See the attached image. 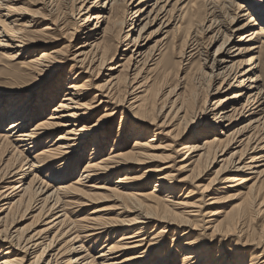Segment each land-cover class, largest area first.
<instances>
[{"label":"bare ground","instance_id":"bare-ground-1","mask_svg":"<svg viewBox=\"0 0 264 264\" xmlns=\"http://www.w3.org/2000/svg\"><path fill=\"white\" fill-rule=\"evenodd\" d=\"M100 1L61 0L62 14L77 12L71 16L76 27L71 29L72 38L86 40L68 59L65 48L71 45L55 49L58 41L51 35L66 23L45 24L56 10L55 0H0V50L13 63L14 77L0 90V130L9 123L0 131V264H151L157 255L154 264H177L176 256L183 258L182 264H264V227L254 232L257 239L247 234L244 224L249 215L260 219L264 213V0H107L103 5ZM38 6L40 10H31ZM154 27V36L162 37L155 53L146 36ZM202 35L204 40L209 37L206 47ZM252 42L254 46L243 47ZM120 46L125 47L119 60L123 64L107 70L108 92L100 96L107 102L101 99L94 107L98 96L85 102L89 93L84 76L93 61L101 67L113 64ZM176 48L179 60L173 62L167 54ZM250 53L257 58L238 60ZM68 61L73 62L69 76L54 83ZM193 61L199 69L191 73ZM176 64L190 69L163 98L172 95L174 100L159 105V89L146 83L154 76L165 82ZM120 68H127L129 89L116 96L123 81L117 74ZM49 84L51 88L42 92ZM234 88L239 90L228 95ZM60 93L63 98L57 104ZM128 96L133 102L120 115L122 122L124 118L131 122L117 137L122 142L111 148L114 132L109 127ZM214 96L221 99L210 108L209 97ZM103 104L109 108L93 123ZM191 125L199 132L194 134ZM88 145L89 162L69 183L68 176L79 171ZM174 155L182 158L178 170L167 167ZM159 160L170 162L152 164ZM230 160L231 169L223 172L230 176L220 180L212 194L216 197L208 200L202 196L210 191L208 186L196 201L195 191L183 193L188 179L178 180L174 173L191 168L188 172L197 181L216 163L222 169ZM234 189L235 195L228 196ZM105 198L115 202L112 209L120 210L118 216L126 218L108 219L103 213L109 210L97 209L72 221L70 211L76 209L78 215ZM235 199L241 202L224 213L220 205ZM209 200L217 212L208 217L225 218L210 228L206 226L216 221L205 222L206 229L199 230V218L205 216L201 209ZM32 213L30 224L39 220L34 229L18 228ZM111 230L121 240L114 239L113 246L90 257L84 246L88 238L94 241ZM207 230L212 231L209 239Z\"/></svg>","mask_w":264,"mask_h":264},{"label":"rangeland","instance_id":"rangeland-1","mask_svg":"<svg viewBox=\"0 0 264 264\" xmlns=\"http://www.w3.org/2000/svg\"><path fill=\"white\" fill-rule=\"evenodd\" d=\"M106 1L107 0H101L100 1V3H102L101 5H103ZM91 2H93V1H91ZM53 7L56 10L53 11L54 14L53 13L50 14V19H48V21L45 24L49 25V24H51V22H53L55 20L57 27L60 26L63 23H66L67 26L63 30H61L60 32L54 31L53 33H51L52 38H54L56 41H58L52 47L59 50V49H62V48L66 47V46H68L70 44L71 47L70 48L66 47L65 49H68V53H69V54L67 53V55H68L67 58L69 57L71 59L73 57V54L76 52V49L79 46L83 45L84 42L86 41L85 39H81V38H80V40L72 38V33L74 31L71 30V29H75L76 27L74 25L75 21L71 18V16H73V13H77L76 9H72L73 12L68 11L67 13L62 14V13H64V11H62V9H61L62 8L61 0H55V2L53 4ZM40 9H41V6L31 7V10H40ZM38 12H39V14L40 13L41 14L46 13L45 11H38ZM80 23H83V18H81ZM45 24H44V26H46ZM57 27H53L52 26L53 30H55V28H57ZM62 27H64V26H61V28ZM156 29H157V27H154L146 34V36H149V39H150V42H151L149 46L150 47L154 46L152 48L153 53H155L157 50H159L161 48V44L159 43V40L162 37L159 38V37H155L154 36ZM64 35H65L66 39H62V36H64ZM207 38H209V37H207ZM207 38H206V40H204V36L202 35L201 41L206 43L204 47H206V45H208V43H209V41H207ZM69 42H71V43H69ZM156 42H158L157 45H156ZM219 45H220V43H218L217 45H214L211 48L210 52L212 54H214ZM254 45H255V42H252V43H248V45L243 46V47L248 49V47H251V46H254ZM121 48L124 49L125 47H121L120 46V49L118 51L117 56L115 57V60H114L113 64H108V65H106L104 67H101V66H98L99 65L98 62H96V63L94 61L91 62V66H90L91 68L89 70V73L84 76L85 77L84 81L87 82V84H86L87 85L86 86L87 90L85 92L89 93V98L85 102L89 103V101H91L93 98L98 96L97 97V103L93 104V106L96 107L99 104V102L101 101V99H102V97H100L101 94H103V93H104V95L107 94L108 89H107V87H104L105 83H106V80H107L105 76L109 73L107 70H109L110 67L123 64V62L119 61L120 58L122 57V54H123V53H121ZM170 54L171 55H169V53L167 54V59H171V60H173V62H176L177 60H179V59H177L178 48H176L174 51L172 50ZM253 57L257 58V54H253V53L245 54L242 57H240L238 60H240L241 62H243V61L245 62L247 60H252L251 58H253ZM194 62L195 61H193V63L191 64V70H190L191 73H193L197 69H199V66H198L199 63L197 64L196 62L195 63ZM68 63H70V64L66 65L64 68L61 69V71L59 72L58 77L54 81V83L56 81L59 82L60 77L64 76V79H66L69 76L67 74H68L69 68L72 66L73 62H69L68 61ZM262 64L264 66V61L262 62ZM176 65H177V67H175L171 71V75L169 76V79L167 78L165 80V82L162 81L161 78H159L157 76H154L153 78L149 79L148 82L146 83V86H151L155 90L159 89L158 98L159 99L161 98V102H159V105L160 104L161 105H168L169 101H173L174 100V98H171L172 97V95H171L164 101V99L167 96L166 93H168L169 89L172 88L174 85H176L179 82L180 78H183L185 76L184 75L185 72H186L185 69H188V70L190 69V66L185 68V69H183L182 65H178V64H176ZM11 66H13V63L4 57V52H2L0 50V90H5L4 87L8 86V84H9L8 82H12L14 80V77L10 74V69L12 68ZM88 67H89V65H87L86 68H88ZM146 67H147V65L145 66V68ZM263 70H264V68H263ZM117 74L120 75L121 78H123V81L120 84V88L117 90L116 96H118V94H120V92L123 93L124 90L129 89L128 88L129 87V84H128L129 73L127 71V68H124L123 70L120 68L118 70ZM141 75L142 76H146V71L144 73H142ZM136 82H137V80H136ZM187 82H189V79L187 80ZM221 82L222 81H220L218 84H216L214 86V89L210 90L211 96L216 94L217 88L220 86ZM68 83L69 82H67V84ZM64 85H66V84L64 83ZM183 85H184V83L182 85L179 84V86H183ZM65 87L66 86H62L61 90L65 91L64 90ZM50 88H51V86L49 84V85H47L44 88V90L42 92L46 93L47 90L50 89ZM238 90L239 89L234 88L232 91H230L228 93V95L229 94H234ZM54 91L56 93L57 92V88H55ZM181 92H183V90ZM181 92H179V93H181ZM205 94H206V92H205ZM205 94H203V95H205ZM183 95H184V93H183ZM221 97H225V95H221ZM62 98H63V93H60V96L57 99V104L60 103ZM132 98H133V96H128L127 97V102L128 103L125 102L123 104L124 107H121V109L119 110V114H118V116L116 118V122H114L112 124V126L109 127L110 131L112 130L114 132V133H112V141L109 144V147L111 146V148L112 147L114 148V143L116 141H117L118 144H120L122 142L123 139L119 141V140H117V137H118V135L121 132H123V131L125 132L126 131L125 126L131 122L130 118H128V119L124 118L123 119L124 121L122 122L120 114L123 111L127 112V107L133 102ZM220 99L221 98L215 97V96L214 97H209L208 105L210 104V108H212L214 103L219 101ZM106 100L107 99H105V98L102 99L103 102H107ZM98 108L99 109L102 108V111L98 113L99 115L97 116V118H95L93 120V123H95L96 120H98L101 116H103L105 114V112H103V110H105L106 108H109V106H107L106 104H103L101 107H98ZM163 113L167 114L168 113V109H164ZM50 114H51V112H48V113L44 114L41 117V119L47 118L48 115H50ZM128 114H131V112H128ZM162 120L159 119V125L162 123ZM123 123L125 124L124 127H122ZM36 124H37V122L33 123L31 126L33 127ZM176 124H177V122H176ZM8 125H9V123L3 124L1 126L2 129L0 131L4 132ZM174 125H175V123H174ZM196 126L197 125H191L190 126V129H192V128L194 129V131H195L194 134L199 132V131H196V129L198 128ZM163 129H165V128H162V130ZM170 130H172V128L167 130V131H165L164 134H166ZM132 132H133V130H131V132H128V133L131 134ZM194 134H192V135H194ZM148 138L149 139L153 138V135L148 136ZM134 139H135V137L133 139H130V142H128V148H129V146L131 147L133 145ZM167 144H169V143H167ZM42 147L45 148V144L44 143L42 144ZM173 147H175V145H173ZM173 147H171L172 151L174 150ZM91 149H92V147L90 145H88L87 152L84 153L86 155V158H85L84 162H82V163H81L82 160H79V166H78V168L80 167L79 171L75 175L72 174L73 176L72 175L68 176V178H69L68 182L69 183H73V181H75V179L82 173V167H84V165L89 162V154H91V152H92ZM109 152H110V149H108L107 153L109 154ZM230 155H231V152L229 151L226 156L229 157ZM174 156L175 157L172 156V158H171L172 163L167 164L168 165L167 167L171 166V167H173L172 169L178 170L179 168L176 167V166H177V163L180 162V160L182 158H179V155L178 156L174 155ZM0 161H1V156H0ZM166 162H170V161L161 162L159 160V162H155V163H152V164L164 166L163 164H166ZM219 162H220V160H219ZM58 164H56V166ZM230 164H231V160L229 162H227V164H225L224 167L221 169L222 164L221 163H218V164L216 163V165H213V167L210 168L211 171H207V173H204V175L201 176L202 179L201 180H197V181H196V179H193L192 176H191V173L188 172V170H190L191 168H187L185 170H180V171H175L174 173H175V175H177L178 180H182V179H185V178L188 179L187 183L185 184V186H186L185 191L183 193L185 194V193H188L189 191H195V195L192 198H196L195 199L196 201L200 200V198H201L200 194H201L203 188L208 186L210 188L209 189L210 191L206 192L207 191L206 190V191H204L202 193V196L205 198V200H208L210 198L216 197L215 195H212V194L216 193L213 190H216L219 187L218 183L220 182V180L222 178H224V177L228 178L230 176V175L229 176L225 175V173H226L225 170L226 169H228V170L231 169V165ZM147 166H149V165H147ZM54 167L52 169H50V170H53ZM224 171H225V173L223 174ZM201 172H202V170H201ZM47 174H48V172H45L44 176L47 175ZM136 175L137 174H135L134 176H136ZM115 181H117L116 177L112 179V183H114ZM103 184L106 185V183H103ZM111 184H107V185L109 187H111ZM152 189H153V186H151L147 190L149 192ZM236 191L237 190L234 189L233 192L228 194V196L235 195ZM225 197H227V196H225ZM240 202H241L240 199H235V200L229 201L228 203H223L220 206L224 207L225 210H223V212L227 213V212L231 211L233 209V207H235ZM206 203L207 204L203 206V209H201L202 214L205 215V216L204 217L202 216L201 218H199L200 220H202V227H199V230H202V228L206 229V227H209V228L210 227H214V226H216L218 224V222L222 221L225 218V214H219V215L214 216V217H208L209 215H211V212L215 213L217 211L214 209L215 207L210 205L211 204L210 200L208 202H206ZM114 206H115V202H112L111 199L105 198V200H101L99 204L91 206V207H87L85 209L86 212H80V213H78V215H76L75 213H76L77 210L73 209L72 211H70L69 215H70L72 221L76 222L75 220L79 221V220H82L81 218L87 217L92 210L105 209V210H109L108 211L109 213L108 212H104L103 215H106L105 217H107L108 219H117V217L120 218V219L126 218L127 215L118 216V213H120V210H118V212L114 211V210H117V209H112ZM74 207L75 206H72V208H74ZM111 210H112V212H111ZM219 211H221V210H219ZM32 215H33V213L31 215H29L26 219H24L23 222L21 221V223L18 224V228H27V229H31V230L34 229L33 227L36 226V224H37V222H39V220L38 221H37V219L34 220L35 224L31 225L30 223L33 221V219H29V218H31ZM260 215H262V217L260 219L259 218H255L252 214L249 215L247 218H245L244 224H245V230H247V234L254 235V232H256V234H257L258 228L259 229L260 228L263 229V227H264V213H261ZM203 220H205V221H203ZM211 221H216V222L213 223V224L209 223L206 227H203V223L211 222ZM40 229H37V230H40ZM151 230L149 232H151ZM211 232L212 231H210V232L208 230L206 231V235H207L208 239H209V235L208 234L211 233ZM108 233H111V234H108ZM108 233H106L102 237L101 236L96 237L94 239V241H92L91 237L88 238V240H90V241H88V243H85L84 246L86 247L90 257L96 258L99 255L101 249L108 248V247H111V246L114 245V239L116 240L115 242H118L122 238V236L119 233H116V232L114 233V231H112V230L109 231ZM172 235H173V233L167 234V237L169 239H166V242H168L169 245H168V247L165 250L166 254H168L169 251H170ZM254 238L258 239L259 235H254ZM174 246L178 247L176 244H174ZM217 246H218V244H217ZM227 246H230L229 243H227ZM180 249H181V247L178 248V250H180ZM260 253L261 252H259L258 254H260ZM222 255H224V254H222ZM176 257H178L177 258L178 259L177 260L178 261L177 264H182L181 261L183 260V258L181 256H176ZM158 259H159L158 255L155 256V258L151 261V264H154ZM218 263H219V261H218Z\"/></svg>","mask_w":264,"mask_h":264}]
</instances>
